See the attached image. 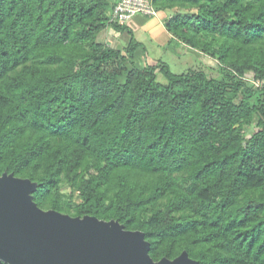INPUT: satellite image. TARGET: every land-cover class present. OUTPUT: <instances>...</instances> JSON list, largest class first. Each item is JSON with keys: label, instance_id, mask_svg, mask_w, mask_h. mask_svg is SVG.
Here are the masks:
<instances>
[{"label": "trees", "instance_id": "16d2710c", "mask_svg": "<svg viewBox=\"0 0 264 264\" xmlns=\"http://www.w3.org/2000/svg\"><path fill=\"white\" fill-rule=\"evenodd\" d=\"M119 1L0 0V174L143 232L155 262L264 264V0H152L217 76L101 42Z\"/></svg>", "mask_w": 264, "mask_h": 264}, {"label": "water", "instance_id": "95a60500", "mask_svg": "<svg viewBox=\"0 0 264 264\" xmlns=\"http://www.w3.org/2000/svg\"><path fill=\"white\" fill-rule=\"evenodd\" d=\"M37 183L0 174V263L198 264L187 252L155 262L141 231L119 221L72 217L34 202Z\"/></svg>", "mask_w": 264, "mask_h": 264}, {"label": "crops", "instance_id": "0c3cea01", "mask_svg": "<svg viewBox=\"0 0 264 264\" xmlns=\"http://www.w3.org/2000/svg\"><path fill=\"white\" fill-rule=\"evenodd\" d=\"M170 17L171 12L168 11H158L156 17L136 15L124 26L127 31L118 32L113 28H107L100 34L101 37H99V40L115 49L123 50L129 42V32H131L135 40L142 45V48L137 52V60L138 63H140L139 65L145 64L144 57H147V59H151L152 61H160L161 58L158 59V57L155 56L157 55L155 54L156 51L164 52L165 56L168 54V49L169 51L174 52L170 47L173 42L181 44L179 47L181 46L182 53L177 60L180 58L186 60L187 52L188 56L193 55L196 59L197 56L194 54H197L198 52L188 48L183 43H180V41L168 31L167 22ZM150 55L156 57V60L150 58Z\"/></svg>", "mask_w": 264, "mask_h": 264}, {"label": "rangeland", "instance_id": "374dc122", "mask_svg": "<svg viewBox=\"0 0 264 264\" xmlns=\"http://www.w3.org/2000/svg\"><path fill=\"white\" fill-rule=\"evenodd\" d=\"M99 37H101V36H99ZM179 45H181V44H179L178 42H173L170 47L174 52H171L168 49L167 50L168 54L165 56L164 52L156 51L155 54H157V55H155V56L158 57V59L161 58L160 61L163 60V62H165L167 65H169L171 71L173 73H176V74H181V73L187 72L188 70H192V69H205L212 76H217L216 70H212L213 68L212 69L210 68L213 64L215 65L213 60L208 59L205 56H200V54H198V53L194 54L195 56H197L196 59L194 58L193 55L188 56V52H187V59L186 60L183 58H180L179 60H177L179 58L180 54L182 53L181 46L179 47ZM156 57L150 55V58L155 59ZM149 60L152 61L151 59H149ZM138 64H140V63H138ZM158 78H159L160 82H162V83L166 82L163 77L159 76Z\"/></svg>", "mask_w": 264, "mask_h": 264}, {"label": "built area", "instance_id": "2783aa9c", "mask_svg": "<svg viewBox=\"0 0 264 264\" xmlns=\"http://www.w3.org/2000/svg\"><path fill=\"white\" fill-rule=\"evenodd\" d=\"M136 15L156 17L158 11L154 7L152 0H120L114 8L111 21L119 25H126ZM249 79L255 86L264 85V80Z\"/></svg>", "mask_w": 264, "mask_h": 264}]
</instances>
